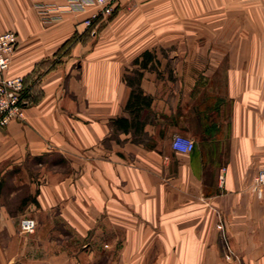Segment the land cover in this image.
<instances>
[{
  "label": "crops",
  "instance_id": "crops-1",
  "mask_svg": "<svg viewBox=\"0 0 264 264\" xmlns=\"http://www.w3.org/2000/svg\"><path fill=\"white\" fill-rule=\"evenodd\" d=\"M91 12L0 0V34L18 40L8 74L28 101L0 129V264H223L211 236L233 264H264L252 188L264 170V40L217 38L264 17V0H118L94 35ZM133 70L150 104L131 114ZM174 135L194 149L173 152ZM21 174L25 185L7 184ZM32 207L37 231L22 235Z\"/></svg>",
  "mask_w": 264,
  "mask_h": 264
},
{
  "label": "built area",
  "instance_id": "built-area-1",
  "mask_svg": "<svg viewBox=\"0 0 264 264\" xmlns=\"http://www.w3.org/2000/svg\"><path fill=\"white\" fill-rule=\"evenodd\" d=\"M118 0H66V9L72 12L92 11L83 23L90 29V35L95 34L98 21L109 18L115 11ZM36 7L42 12V4ZM18 45L16 34L5 32L0 34V129L11 122L21 121L24 117L28 101L25 96L24 79L21 76L9 75L11 60ZM171 149L175 153L188 154L194 149V143L185 136L174 135ZM223 177L219 176L222 181ZM253 191L258 198L264 199V170L258 172L253 179ZM36 222L32 218H22L18 223L19 233L31 235L35 232Z\"/></svg>",
  "mask_w": 264,
  "mask_h": 264
},
{
  "label": "rangeland",
  "instance_id": "rangeland-1",
  "mask_svg": "<svg viewBox=\"0 0 264 264\" xmlns=\"http://www.w3.org/2000/svg\"><path fill=\"white\" fill-rule=\"evenodd\" d=\"M240 19V27H238V32L236 33H223L220 35V37H217L219 39L223 40H230V39H238V40H264V17H249V18H239ZM191 37L188 39H199L196 38V34H191ZM207 39H216L214 33H207L206 34ZM203 39V38H201ZM42 163V162H41ZM40 162L38 161H31L26 165V169L30 173V177L34 180L37 179L38 170L41 169L40 166H38ZM28 179L27 175H19L18 177H15L13 179H7L8 185H14L18 184L20 186L25 185L26 180ZM14 181V182H13ZM38 211L32 207L31 211L26 215L28 218H32L33 220H37V217H39ZM19 223V222H18ZM37 226V224H36ZM37 228V227H36ZM37 229H35V232L31 235H34L36 233ZM64 236H68L67 234H64ZM100 236V235H99ZM105 236V235H104ZM221 236H211V244L216 242V246L218 250H220V253L222 256H220V259L222 260L223 264H233L236 263L237 258L231 257L230 253L228 251V246L226 242L219 240ZM100 240L99 242V248L109 249V248H118V242H109L107 240L103 241ZM181 243V242H179ZM196 242H192L191 248H194V244ZM111 244V245H110ZM107 245V246H104ZM208 248H210V245L208 244ZM227 254V255H226ZM207 260L210 264H214V258L208 256Z\"/></svg>",
  "mask_w": 264,
  "mask_h": 264
},
{
  "label": "trees",
  "instance_id": "trees-1",
  "mask_svg": "<svg viewBox=\"0 0 264 264\" xmlns=\"http://www.w3.org/2000/svg\"><path fill=\"white\" fill-rule=\"evenodd\" d=\"M150 58L151 56L147 52L142 54L143 60L139 63L140 70L146 69V63L150 60ZM135 63H137V60ZM140 70H133L130 74L124 75V81L131 88V93L126 104V110L131 114L136 112L141 106H149L150 104V98L145 96L139 87V82L142 77V72ZM122 122H124V120H119L116 121V124L118 123L123 126ZM123 128L126 130V126ZM1 185L2 184L0 182V188Z\"/></svg>",
  "mask_w": 264,
  "mask_h": 264
}]
</instances>
